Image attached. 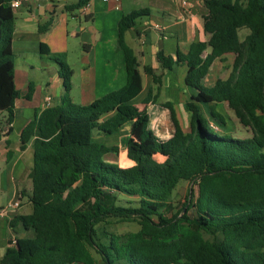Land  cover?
<instances>
[{
    "label": "trees",
    "instance_id": "16d2710c",
    "mask_svg": "<svg viewBox=\"0 0 264 264\" xmlns=\"http://www.w3.org/2000/svg\"><path fill=\"white\" fill-rule=\"evenodd\" d=\"M90 0H76L73 10ZM205 41H192L175 58L156 51L162 69L184 64V84L192 93L184 103L189 112L184 131L173 104L169 111L173 133L159 138L150 129L145 108L155 100L161 73L150 65L143 71L154 85L134 103L142 90L138 60L126 44L125 32L147 13L139 8L121 16L116 48L124 55L126 80L88 104L70 98L73 69L64 52L51 53L44 42L38 52L56 63L61 79L59 103L36 109L20 132L25 145L32 140L28 194L32 210L14 216L32 234L8 243L0 264H264V0H205ZM14 9L0 0V111L5 124L14 120L19 91L14 82ZM246 33L240 37V29ZM87 48V45H83ZM233 55L227 77L207 86L204 77L215 59ZM33 85L24 95L30 99ZM226 103L249 136L219 132L203 113L221 125L216 105ZM130 124L122 167L106 160L118 146L93 139ZM214 127V128H213ZM9 129V127H8ZM160 155L159 161L155 155ZM105 157V158H104ZM125 158L124 156H122ZM125 159V162H130ZM180 180L195 185L180 208L172 193ZM123 197L132 201L123 202ZM169 213V214H168ZM136 221V231L115 234L97 229L109 219ZM103 237L97 238V234Z\"/></svg>",
    "mask_w": 264,
    "mask_h": 264
},
{
    "label": "crops",
    "instance_id": "0c3cea01",
    "mask_svg": "<svg viewBox=\"0 0 264 264\" xmlns=\"http://www.w3.org/2000/svg\"><path fill=\"white\" fill-rule=\"evenodd\" d=\"M58 1H25L22 5H25L28 16L23 19L21 27L23 29H20L21 36L29 34L30 18H34L39 22L38 20L41 16L38 12V6L42 5L44 9H48L53 14L60 10V14L65 15L63 8L66 9V6L76 2V0H73L71 3L58 5ZM186 1L187 4L184 5L181 3V0H140L138 7H131L132 0H119V6L116 7L115 0H90L86 8L81 7L77 9L80 16L76 15L75 11L67 9L70 15L84 19V22H77L76 29L79 32H72L75 36L79 35L78 41L81 47L78 56L80 59L78 69L68 62V49L66 46L64 51H62L66 55L67 63L73 69L71 90L69 92L71 100L79 104H88L92 100L110 91L119 89L124 85L126 80L124 55L121 50L116 48L117 23L122 15L134 9L144 8L147 11L146 17L138 21V24L135 20L132 27L124 35L126 44L137 57L138 69L142 78V90L135 98L137 101H140L136 105L142 104L141 100L150 87L154 89L151 75H147L143 71V66L150 65L154 73H161L162 82L155 100L149 101L145 105L150 116L149 125H151L154 133L161 139H167L172 135L173 130L170 131L167 125H164L165 121L160 120L162 115L159 113V109L168 110L162 103L169 101L173 104L180 126L184 131H187L189 112L184 109V103L194 92L184 84L186 66L174 63L170 69H162L156 58V51L160 49L165 55H170L174 59L177 50L184 52L192 41H205L208 38L203 29V15L206 13L204 1ZM155 24H158L160 28H154ZM40 25L39 23L38 30L41 28ZM51 33L49 31L47 36L38 42H46L49 47ZM30 34L35 35L34 31H30ZM83 45H87L88 47L85 48ZM146 56L150 57V64L146 62ZM216 60L210 66L207 75H209ZM19 70L15 66V86V76ZM20 71L26 74V70L21 69ZM142 71L146 78L145 84L143 82ZM205 77L202 81L207 86L212 85L217 78H214L211 83L207 84ZM75 79L78 81L75 82ZM28 83L29 81L26 79V88ZM40 88L42 87L40 86ZM44 88V92L39 89L37 92L35 89L36 92H33L30 99L24 98L27 89L20 91L21 95L16 98L14 103V120L10 125L5 124V112L0 111V115L2 116L0 117V206L16 199L20 201L18 208L10 210L0 220V258L11 238L32 234L31 230L23 229L20 224L11 225L10 223L14 216L30 213L32 210L28 198L31 189V180L28 177V172L32 165V140L22 145L19 137L24 125L34 116L35 110L46 107L44 104L46 96L51 97L50 105L59 103L63 89L56 68H54L53 76H50L49 80L46 81ZM50 89L56 90L55 93L58 90L56 98L54 94L50 93ZM72 94L79 101L74 100ZM161 95L164 96L163 99H161ZM25 107H32L33 115L19 127H15L17 117L19 113L23 112ZM162 126H165L163 127L164 130L159 133L158 127L162 128ZM129 127L130 124L126 123L118 131L110 134V136H114L111 139L109 138L110 136L108 137L97 132L94 133L93 137L94 140L106 145L118 146L119 161L116 162L122 167L133 164V161L129 160L126 155V144L123 147L121 146L122 139L124 138L126 141L129 135ZM125 159H128L130 162L122 164L121 162H125ZM5 173L6 177L4 179L3 175Z\"/></svg>",
    "mask_w": 264,
    "mask_h": 264
},
{
    "label": "rangeland",
    "instance_id": "374dc122",
    "mask_svg": "<svg viewBox=\"0 0 264 264\" xmlns=\"http://www.w3.org/2000/svg\"><path fill=\"white\" fill-rule=\"evenodd\" d=\"M73 0H68V1H63L59 0L58 5L65 4V3H71ZM132 6L131 7H138V3L140 0H132ZM39 10L40 18L39 22H37L36 19L30 18L29 23V34L27 36H21V31L20 29L23 24V19H25L28 15L26 12L25 5H22L18 8L14 9V15H15V20H14V34L12 38V43H13V54H14V62L15 66L18 69H24L26 70V74L22 73L20 70L16 73L15 80H16V88L19 91V97L21 95L20 91H24L26 88V79H28L29 83L33 85V92H36L38 89L42 90L43 92L45 91V86H46V81L49 80L50 76H53L54 74V68L57 67L56 63L53 62L51 59H49L48 56L46 55H41L38 52V41L40 39L42 40L45 38L48 34L49 31H51V37L49 41V48L50 52L53 53H59L64 51L65 46L67 47L68 51V62L71 63L72 66L78 67L80 66V59H79V52L81 50L80 44H79V35L75 36L72 32H79L77 31V22H84V19L80 16L79 11L77 9H73L75 11L76 15L78 16H72L70 15L69 11L67 9L63 8V12L65 15H61L60 10H58L55 14L51 13L48 9H44L42 5L37 7ZM146 15H143L139 18L136 19V23L138 24V21L141 19H144ZM64 19V23L62 24ZM53 20V21H52ZM39 23L41 24L38 30V25ZM76 25V26H72ZM27 28V29H28ZM30 31H34L35 35H31ZM246 33L245 29H240L239 34L240 37H243V35ZM46 43V42H45ZM48 45V44H47ZM225 61L221 62L220 60H216L215 64L212 66V69L205 78V82L211 83L214 78L216 77H227L231 71V64L233 60V55L228 54L225 57ZM146 62L150 64L151 60L149 56H146ZM140 69L142 70V67L140 66ZM143 75V82L145 84V75L142 71ZM78 80L75 79V82ZM28 83V84H29ZM40 86L42 88H40ZM36 89V91H35ZM50 93L54 94V97H57V92L55 93L56 90L53 91V89L49 90ZM27 92V90H26ZM38 92V91H37ZM26 94V93H25ZM33 95V93H32ZM73 95V94H72ZM32 97V96H31ZM74 100L79 101L78 98L73 95L72 96ZM163 95H161V99H163ZM25 98V97H24ZM134 103H138L139 101L134 100ZM140 107H142V104H139ZM217 109L221 114H223L225 118V124L221 125L217 122H214L213 119L208 115V109L206 105H202L203 112L205 113L207 119L209 120L210 124L213 125L216 130L219 132H228L234 137H246L249 136L250 131L248 128H245L240 125L238 122V119L235 115V112L228 107L226 103H219L216 105ZM160 115V120L165 121L164 125H167L169 130H173V124L170 120L169 117V112L168 110L164 109H159ZM19 113V110H18ZM33 115V108L32 107H25L23 112L17 117V121L15 123V127H19L22 123H24L27 119H29ZM0 117H2L0 115ZM165 117V118H164ZM164 118V119H163ZM150 126V129L153 130V128ZM165 126L158 127L159 130L158 132L161 133ZM213 127V128H214ZM154 131V130H153ZM163 134V133H162ZM108 137L110 135H107ZM164 136V135H163ZM114 138V136L109 137ZM108 140V139H107ZM125 139H122L121 146L123 147L125 145ZM156 159L159 161L163 160V157L160 155H155ZM105 158V157H104ZM106 160L110 159L112 161H119V155L117 153H110L107 155L105 158ZM4 179L6 177V173L3 175ZM195 189V185H193L191 182L185 181V180H180L176 188L174 189L171 199L173 201L174 209L172 212L176 211L178 208H180L181 204L189 194L190 188ZM123 202L126 201H132V198L129 197H123L121 199ZM169 214V213H168ZM139 228V225L137 224L136 221L132 220H119V219H109L108 221L101 222L97 225V229L99 230H105L110 233H115V234H123V233H128L132 231H136ZM103 237V233L97 234V238L100 239ZM92 253L94 254L97 263L96 264H102L99 258V255L96 254L93 250Z\"/></svg>",
    "mask_w": 264,
    "mask_h": 264
},
{
    "label": "built area",
    "instance_id": "2783aa9c",
    "mask_svg": "<svg viewBox=\"0 0 264 264\" xmlns=\"http://www.w3.org/2000/svg\"><path fill=\"white\" fill-rule=\"evenodd\" d=\"M25 1H49L50 2V1H53V0H9V4H10V6L13 9H15V8H18V7L22 6V4ZM171 1H174V0H171ZM201 1H205V0H201ZM115 2H116V7H118L119 6V0H115ZM88 3L85 4L82 8H86L88 6ZM181 3L186 5L187 1L186 0H181ZM154 28L159 29L160 26L158 24H155ZM44 104H45V106H49L51 104V97L50 96H46L45 97ZM19 202L20 201L18 199H16V200L8 202L7 204H5L3 206H0V220L10 210L18 208L19 205H20ZM15 240H16V237L11 238L10 241H9L10 244H13L15 242Z\"/></svg>",
    "mask_w": 264,
    "mask_h": 264
}]
</instances>
